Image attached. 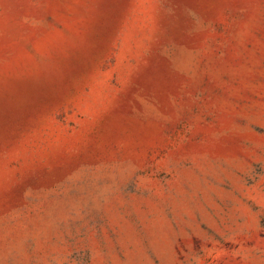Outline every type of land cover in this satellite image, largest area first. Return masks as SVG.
Returning a JSON list of instances; mask_svg holds the SVG:
<instances>
[{
	"label": "rangeland",
	"instance_id": "obj_1",
	"mask_svg": "<svg viewBox=\"0 0 264 264\" xmlns=\"http://www.w3.org/2000/svg\"><path fill=\"white\" fill-rule=\"evenodd\" d=\"M0 264H264V0H0Z\"/></svg>",
	"mask_w": 264,
	"mask_h": 264
}]
</instances>
